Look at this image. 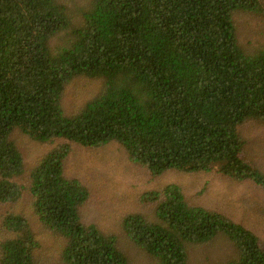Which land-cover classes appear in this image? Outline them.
Listing matches in <instances>:
<instances>
[{"label": "trees", "instance_id": "1", "mask_svg": "<svg viewBox=\"0 0 264 264\" xmlns=\"http://www.w3.org/2000/svg\"><path fill=\"white\" fill-rule=\"evenodd\" d=\"M263 12L264 0H0V204L23 189L14 134L51 145L28 189L38 220L57 238L55 257L41 258L28 220L7 214L0 264H137L115 233L82 223L90 193L64 173L70 143H118L154 176L217 168L264 187L245 138L264 124V41L246 47L236 19ZM84 80L94 92L68 108V88ZM145 198L120 224L153 264H201L194 255L213 246L232 248L204 264H264L253 231L190 204L179 185Z\"/></svg>", "mask_w": 264, "mask_h": 264}, {"label": "rangeland", "instance_id": "2", "mask_svg": "<svg viewBox=\"0 0 264 264\" xmlns=\"http://www.w3.org/2000/svg\"><path fill=\"white\" fill-rule=\"evenodd\" d=\"M238 34L247 47L256 46L264 41V12L261 15L239 13L237 15ZM95 89L88 80L72 84L65 96L68 108L80 105ZM256 150V160L264 170V124L258 125L251 133H245ZM24 156V172L17 181L23 186L20 197L9 203L0 204V224L2 217L10 213L23 215L29 222L39 242L41 258L53 259L52 245L57 238L38 220L34 211L35 198L28 189L29 172L36 160L52 146L31 140L21 132L14 134ZM61 142V141H58ZM57 142V143H58ZM70 154L64 162L67 177L77 178L89 190L90 197L82 208L81 221L93 223L104 231L113 232L122 248L136 257L137 264H153L143 258L126 239L120 221L135 209L143 208L145 196L151 191H160L168 184H177L187 201L192 205L223 213L232 220L253 231L264 244V187L252 181L233 182L219 169L208 172L186 173L168 170L160 175H152L146 168L136 164L126 149L111 142L102 147H83L70 143ZM257 164V165H258ZM258 165V166H259ZM1 239V233H0ZM232 247H207L194 255L195 262L204 264L214 252L228 253ZM212 251V252H211ZM198 256V257H196ZM220 256H214L218 259Z\"/></svg>", "mask_w": 264, "mask_h": 264}, {"label": "crops", "instance_id": "3", "mask_svg": "<svg viewBox=\"0 0 264 264\" xmlns=\"http://www.w3.org/2000/svg\"><path fill=\"white\" fill-rule=\"evenodd\" d=\"M246 138V137H245ZM199 173V172H198ZM222 173V172H221ZM225 175V174H224ZM228 177V176H227ZM228 178H230V177H228ZM233 182H236V180H234V179H232V178H230ZM245 183L247 184V182L245 181ZM200 206H202V205H200ZM203 207H205V206H203ZM206 208V207H205ZM207 209H209V208H207ZM211 210V209H210ZM214 211V210H213Z\"/></svg>", "mask_w": 264, "mask_h": 264}]
</instances>
